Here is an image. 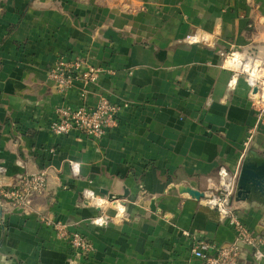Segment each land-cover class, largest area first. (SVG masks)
Wrapping results in <instances>:
<instances>
[{
	"label": "crops",
	"instance_id": "obj_1",
	"mask_svg": "<svg viewBox=\"0 0 264 264\" xmlns=\"http://www.w3.org/2000/svg\"><path fill=\"white\" fill-rule=\"evenodd\" d=\"M228 51L264 59V0H1L0 165L48 185L26 208L0 194V264H196L194 241L232 243L203 198L182 193L204 194L222 167L239 177L251 143L264 144L247 78L229 87ZM78 57L113 74L62 93L49 70ZM84 91L88 106L100 96L122 106L118 126L100 141L52 134L55 110L80 107ZM86 190L128 196L99 208ZM234 207L264 231V208ZM100 216L106 225L92 223ZM43 219L86 235L92 255L79 259Z\"/></svg>",
	"mask_w": 264,
	"mask_h": 264
},
{
	"label": "built area",
	"instance_id": "obj_2",
	"mask_svg": "<svg viewBox=\"0 0 264 264\" xmlns=\"http://www.w3.org/2000/svg\"><path fill=\"white\" fill-rule=\"evenodd\" d=\"M185 41L191 45L207 43L205 38L198 35H189ZM222 56V66L229 69L233 74L229 84L231 89L234 88L240 76H245L252 91L258 88L260 93V81L257 79L259 72L256 70L259 67L257 65L259 60L256 57L245 55L239 51H228L223 53ZM228 62L233 65L228 66ZM104 74H113V71L93 66L82 57H78L71 62L60 60L48 73L49 78L62 93L71 89L77 81H83L88 85H96ZM81 99L83 104L78 108L64 107L56 109V118L49 125V131L57 136H68L74 132H79L87 138L100 141L109 130L118 126V115L122 111V106L111 102L105 96H100L96 105L88 106V91L81 94ZM70 166L73 175L78 176L80 165L70 162ZM5 174L6 168L0 165V194L12 206L26 208L35 196L42 195L47 189L48 182L45 173L24 175L17 180L7 178ZM217 176V185L204 192L203 202L217 213L220 223L229 226L233 230L235 240L229 245L194 241L192 255L196 264H244L247 248L252 249V263L262 264L264 261V231L257 232L247 226L240 219L234 207L238 175L231 174L226 168L222 167L219 169ZM83 196L99 208L111 204L107 198L95 194L92 190L84 191ZM118 210L121 212L119 208ZM43 222L53 227L57 237L66 241L79 259H87L94 252V245L83 233L70 231L68 226L61 222L50 219H43ZM92 223L97 226L106 225V221L102 216L95 218ZM184 234L190 237L188 232Z\"/></svg>",
	"mask_w": 264,
	"mask_h": 264
},
{
	"label": "water",
	"instance_id": "obj_3",
	"mask_svg": "<svg viewBox=\"0 0 264 264\" xmlns=\"http://www.w3.org/2000/svg\"><path fill=\"white\" fill-rule=\"evenodd\" d=\"M258 93V88L253 89L254 95ZM182 193H187L197 200L204 197L203 193L188 187L182 189ZM103 194L110 202L121 201L128 196L127 191L123 196L113 195L108 191ZM235 201L264 208V147L260 148L258 141L251 143L243 161Z\"/></svg>",
	"mask_w": 264,
	"mask_h": 264
},
{
	"label": "rangeland",
	"instance_id": "obj_4",
	"mask_svg": "<svg viewBox=\"0 0 264 264\" xmlns=\"http://www.w3.org/2000/svg\"><path fill=\"white\" fill-rule=\"evenodd\" d=\"M257 59L259 60V62L257 63L259 67L256 69L259 72V74L257 75V79H259L260 81L261 89H260V95L257 96V98L255 97V99L258 107L261 109V111H264V59L262 58H257ZM259 147L260 148L264 147V144L259 142Z\"/></svg>",
	"mask_w": 264,
	"mask_h": 264
},
{
	"label": "bare ground",
	"instance_id": "obj_5",
	"mask_svg": "<svg viewBox=\"0 0 264 264\" xmlns=\"http://www.w3.org/2000/svg\"><path fill=\"white\" fill-rule=\"evenodd\" d=\"M227 65H228V66H231V65H233V64H232L231 62H228ZM259 95H260V93L256 94V96H259Z\"/></svg>",
	"mask_w": 264,
	"mask_h": 264
}]
</instances>
